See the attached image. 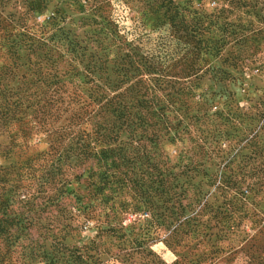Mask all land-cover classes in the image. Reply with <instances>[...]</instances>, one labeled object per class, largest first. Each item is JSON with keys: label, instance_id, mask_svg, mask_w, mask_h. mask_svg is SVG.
I'll return each mask as SVG.
<instances>
[{"label": "rangeland", "instance_id": "1", "mask_svg": "<svg viewBox=\"0 0 264 264\" xmlns=\"http://www.w3.org/2000/svg\"><path fill=\"white\" fill-rule=\"evenodd\" d=\"M161 5L0 0V264H264V0Z\"/></svg>", "mask_w": 264, "mask_h": 264}, {"label": "trees", "instance_id": "2", "mask_svg": "<svg viewBox=\"0 0 264 264\" xmlns=\"http://www.w3.org/2000/svg\"><path fill=\"white\" fill-rule=\"evenodd\" d=\"M162 1V5L163 7H165V12L169 13V17L171 18L172 15V8H173V2L174 0H161ZM63 35H65V33L62 32ZM67 37V35H65ZM69 39V37H67ZM200 40H197V42H195V44L199 43ZM70 44V50L72 52H74L75 48L78 47V41L75 42L73 40L69 41ZM198 48V47H195ZM8 53L11 54L12 58H14L15 55H12V51L8 50ZM90 56H93V53L90 54ZM124 53L121 55L119 62H118V67L120 69V71H122L123 73L125 72V61H124ZM100 69V66L98 67V70ZM182 92H184V89L182 90ZM93 96H94V101L96 103H112V104H116V107H113L110 111H118L119 117L123 116L124 112V94L123 92H116L114 93L112 96L107 95L106 89L104 86H100L95 85V89L93 90ZM134 99L136 100V97H134ZM137 103H140L139 100L136 101ZM8 103V102H5ZM9 103H13V102H9ZM241 116V115H240ZM246 116V115H245ZM242 117V116H241ZM107 129V128H106ZM115 127L112 126L111 124H108V132H114ZM120 130V127H118L115 130V138L118 135V132ZM108 132H103V133H99V131L96 132L97 134V138L100 139L101 141H103L104 143L107 144V142H109L108 139L112 138L111 135L108 134ZM257 136V133H255L251 139H253L254 137ZM104 137V139H103ZM96 154L90 150V144H88L87 142H85V140L83 141H79L78 147H77V153H76V164L77 166L80 167H84V169L86 168H91L92 165L91 164L94 160H97L96 163L100 160V158L96 157ZM196 165L195 164H183V167L181 168V171H179L176 176H184V181H182L181 185H179L181 188L179 189V192H172L166 199L165 202L167 203L165 205V210L168 211V215L166 216V218H170L173 217L175 223L177 224V226L181 227L182 224L187 225L189 223V221L192 218L189 219L188 216V207H191L192 210H194L201 202H202V197L199 195L200 191L199 190H193L194 192L192 193L191 196H189V191L190 188L193 187L192 185V180L194 178V174L197 171L196 169ZM224 179L223 182L226 180L227 176L223 177ZM215 179V178H214ZM186 183V185L182 188L183 184ZM178 186V185H176ZM175 186V187H176ZM196 187V186H195ZM183 201H185L183 203ZM189 219V220H188ZM164 220V219H163ZM161 221V220H160ZM159 220H156L155 222H160ZM176 228V227H175ZM74 261H76V264H88L87 262H85V260L82 259L81 255H74L73 256ZM0 263H1V258H0ZM161 264H164L161 262Z\"/></svg>", "mask_w": 264, "mask_h": 264}]
</instances>
